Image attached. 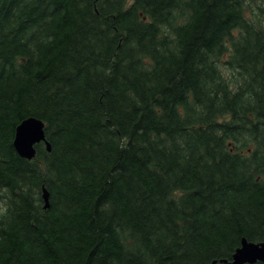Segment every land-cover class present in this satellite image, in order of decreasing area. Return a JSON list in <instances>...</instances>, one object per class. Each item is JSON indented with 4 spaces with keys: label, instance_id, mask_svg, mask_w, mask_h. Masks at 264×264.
<instances>
[{
    "label": "trees",
    "instance_id": "16d2710c",
    "mask_svg": "<svg viewBox=\"0 0 264 264\" xmlns=\"http://www.w3.org/2000/svg\"><path fill=\"white\" fill-rule=\"evenodd\" d=\"M30 117L50 152L27 161ZM242 240L264 242L261 4L0 0V264H220Z\"/></svg>",
    "mask_w": 264,
    "mask_h": 264
},
{
    "label": "water",
    "instance_id": "95a60500",
    "mask_svg": "<svg viewBox=\"0 0 264 264\" xmlns=\"http://www.w3.org/2000/svg\"><path fill=\"white\" fill-rule=\"evenodd\" d=\"M44 123L37 118L30 117L20 122L15 128L13 148L17 155L27 161L35 158V146L43 144L47 152H50V145L45 137ZM42 199L44 208L49 207L48 193L42 188ZM264 262V242L252 243L242 240L240 247L234 252L231 260H220V264H254ZM212 264H216L214 261Z\"/></svg>",
    "mask_w": 264,
    "mask_h": 264
},
{
    "label": "rangeland",
    "instance_id": "374dc122",
    "mask_svg": "<svg viewBox=\"0 0 264 264\" xmlns=\"http://www.w3.org/2000/svg\"><path fill=\"white\" fill-rule=\"evenodd\" d=\"M256 1H257L258 4H261V6L264 7V0H256ZM251 5L253 6V3H252V2H251ZM223 72H224L225 74H228V72L225 71L224 69H223Z\"/></svg>",
    "mask_w": 264,
    "mask_h": 264
},
{
    "label": "bare ground",
    "instance_id": "6f19581e",
    "mask_svg": "<svg viewBox=\"0 0 264 264\" xmlns=\"http://www.w3.org/2000/svg\"><path fill=\"white\" fill-rule=\"evenodd\" d=\"M49 143V142H48Z\"/></svg>",
    "mask_w": 264,
    "mask_h": 264
}]
</instances>
